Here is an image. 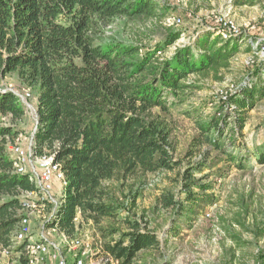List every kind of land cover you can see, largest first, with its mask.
Here are the masks:
<instances>
[{"label":"trees","instance_id":"1","mask_svg":"<svg viewBox=\"0 0 264 264\" xmlns=\"http://www.w3.org/2000/svg\"><path fill=\"white\" fill-rule=\"evenodd\" d=\"M159 10L158 0H0V86L16 75L37 93L32 153L52 156L66 177L67 199L54 222L74 237L78 216L92 219L103 239L106 264H149V256L171 247L181 227L193 225L213 204V196L194 191L201 182L196 174L217 169L224 176L218 166L225 156L239 169L251 160L250 150L241 156L226 152V121L222 114L215 116L199 126L200 133L185 152V159L193 160L177 173L180 194L167 190L156 199L155 212L173 215L167 235L159 237L146 214L130 216L149 174L176 172L183 165L175 154L168 101L188 93L192 75L218 79L242 44L249 53L259 49L242 35L223 41L215 28L170 58L159 54L181 39L179 32L142 53L141 47L98 44L102 28L115 19L159 18ZM254 65L244 84L224 101H233L229 109L238 114L264 99V63L255 60ZM20 100L10 91L0 92V114L12 123L22 121L26 109ZM238 121L240 131L244 119ZM20 134L13 126H0V244L6 246L17 230L26 195L36 190L30 175L17 174L9 152ZM251 150L252 157L264 164V142ZM122 212L127 217H120ZM241 217H233V226L250 232ZM102 219L113 222L101 226ZM224 230L235 242L241 240Z\"/></svg>","mask_w":264,"mask_h":264},{"label":"rangeland","instance_id":"2","mask_svg":"<svg viewBox=\"0 0 264 264\" xmlns=\"http://www.w3.org/2000/svg\"><path fill=\"white\" fill-rule=\"evenodd\" d=\"M158 3L159 18H117L110 25L102 28V33L97 38L98 44L141 47L140 53H142L145 49L166 43L172 34L179 32L181 39L168 46L163 54H159L170 58L178 48L193 43L198 35L206 31L213 32L212 29L218 26L217 19L224 15L237 22L243 32L242 37L251 40L253 46L256 45L259 49L249 53L247 46L242 44L240 52L231 61V67L223 69L218 79L214 76L204 79L192 75L187 80V84L192 85L188 93L181 99L171 98L168 101L171 111L169 120L172 136L175 139V154L178 159L183 160V165L176 172L149 174L141 196L136 202L137 207L130 211L132 217L134 214L138 217L146 214V219L151 221V229L155 230L159 237L163 238L167 235L166 231L173 215L163 210L155 212L156 199L167 190H172L175 195L180 194L182 187L177 173L184 172L183 169L193 160L185 159V152L193 137L200 133V125H207L213 117L222 114L223 120L226 121L224 133L226 152L241 156L246 154V150H250L251 160L248 164L245 161L246 167L239 169L236 164L230 165L231 162H228L225 156L221 158V161H225L218 166L219 169L225 170L224 176H219L217 169L207 170L202 174L197 173L196 179H200L201 182L194 187V191L204 196H213V204L195 219L193 225L185 223L178 238L173 240V245L163 248L161 254L149 256L148 263L264 264V237L259 239L260 230L264 228V164L252 157L254 152L251 150L264 142V99H257L253 108H247L240 114L235 109H229L235 104L233 101L224 102L244 84L247 79L245 76L250 70L248 68L257 65H254L257 53L264 50V0H158ZM172 17L180 18L182 24L172 25L168 21ZM6 91L14 93L21 102L27 93L31 95L26 102L34 109L23 105L26 116L22 121L12 123L10 117L0 114V126H13L21 133L17 143L9 147V152L15 145L31 151L33 136L38 126L37 93L23 85L16 75L9 77L0 86V92ZM240 118L244 119V122L243 128L239 131ZM232 131H235L236 135ZM30 138L31 147H29ZM213 153V156L220 155L217 152ZM54 185L53 195L56 201H60L64 193L62 185L56 181ZM26 200L35 202V198L28 197ZM126 203V207L132 206L130 201ZM39 209L31 212L32 225L36 231L42 228L45 220L49 219L53 207L45 205L40 209L41 211ZM236 214H241V222H244L250 232L238 225L233 226V217ZM126 215V212H122L120 217H127ZM112 222V219L100 220L101 226L110 225ZM76 223L77 234L74 237H68L62 230L67 239L84 240V246L76 252L75 257L81 258L85 264H106L103 239L100 237L97 224L81 215L78 216ZM45 224L47 227L56 225L50 221ZM57 228L59 231L54 234L55 236L52 235V240L58 244H65L61 235L63 232L60 231L59 226ZM225 228L241 236V240L235 242L226 235ZM234 254L237 256L236 259H232ZM71 256H74V253ZM110 263L117 264L114 261Z\"/></svg>","mask_w":264,"mask_h":264},{"label":"bare ground","instance_id":"3","mask_svg":"<svg viewBox=\"0 0 264 264\" xmlns=\"http://www.w3.org/2000/svg\"><path fill=\"white\" fill-rule=\"evenodd\" d=\"M172 25H181V19L172 17L168 20ZM218 26L215 32L223 41L238 39L243 33L239 24L230 20L228 16L222 15L217 19ZM243 35V34H242ZM256 62L264 63V50L257 53ZM31 98L27 93L22 102L30 107L26 100ZM29 101V100H28ZM31 108V107H30ZM36 111V110H35ZM11 153L15 159V170L17 174L30 175L31 180L36 184L34 192H28L26 198H35L37 201H27L22 203V217L18 222L17 230L12 236L11 243L6 246L0 244V264H85L81 258H77L76 252L84 246V240L80 238L67 239L63 232L65 244H58L52 240V235L56 234L58 225L47 227L46 222H54L61 206L66 202V195L63 193L60 201H56L53 193L55 192V181L61 183L62 188L67 185L65 174H63L59 165H56L52 156L43 155V157H35L32 150H24L19 145L11 148ZM38 171L50 172L45 175V182H49V188L44 185V176L39 175ZM41 201V202H40ZM45 205L53 207L49 214V219L42 223V228L38 231L32 225V211L43 209ZM39 209V211H41ZM48 210V209H47ZM55 223V222H54ZM55 236V235H54ZM74 253V256L71 254ZM59 257V258H58Z\"/></svg>","mask_w":264,"mask_h":264},{"label":"built area","instance_id":"4","mask_svg":"<svg viewBox=\"0 0 264 264\" xmlns=\"http://www.w3.org/2000/svg\"><path fill=\"white\" fill-rule=\"evenodd\" d=\"M236 91V90H235ZM32 109H34L33 107H31ZM35 111V110H34ZM29 147H31V138H30V144H29ZM54 159V158H53ZM57 165V164H56ZM50 172L51 171H49V172H44V173H42L41 171H38V173H39V175H43L44 176V185L46 186V187H48L49 188V191H50V187H53V186H49V182H45V175L44 174H50ZM35 201H37L36 199H35ZM41 202V201H40ZM89 256V255H88ZM59 258V257H58ZM89 258H90V256H89ZM13 264H14V262H13ZM60 264H61V260H60ZM74 264H77V262H74ZM79 264H81V263H79Z\"/></svg>","mask_w":264,"mask_h":264},{"label":"crops","instance_id":"5","mask_svg":"<svg viewBox=\"0 0 264 264\" xmlns=\"http://www.w3.org/2000/svg\"><path fill=\"white\" fill-rule=\"evenodd\" d=\"M55 189V188H54Z\"/></svg>","mask_w":264,"mask_h":264}]
</instances>
